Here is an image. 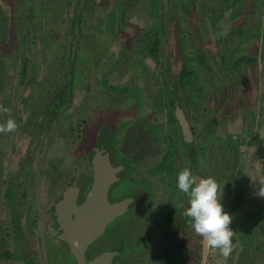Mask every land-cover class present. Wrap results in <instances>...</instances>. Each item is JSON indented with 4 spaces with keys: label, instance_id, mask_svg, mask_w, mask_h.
<instances>
[{
    "label": "rangeland",
    "instance_id": "1",
    "mask_svg": "<svg viewBox=\"0 0 264 264\" xmlns=\"http://www.w3.org/2000/svg\"><path fill=\"white\" fill-rule=\"evenodd\" d=\"M36 1L0 0L1 6L5 8V15H8L7 7L12 10L8 23L9 34L6 31H0L5 38V41H0V62L4 67L3 72H9L7 77L12 84L11 91L8 90V92L13 97L7 98L14 105L17 106L18 104L21 107V97L17 99L16 95L26 93L24 88H31L32 86L28 84L36 81L33 94L51 95L52 91L48 93L50 82L51 86L54 87L53 90L56 88L57 93H68L71 100L70 102H63L60 109L51 116L52 120L50 118L46 120L47 117L39 114L38 109L37 112L32 114L39 118L37 124L31 119V115L27 118L28 129H30L23 134L26 140H23V136H18L17 139L20 142L18 145H21V147L17 145L18 149L23 148L24 142H28V149L25 152L27 157L18 163L10 164L9 161H6L9 156L10 141L13 139L11 137L13 131L0 132V168H6V172L9 173H5L6 176H11L10 173L16 171L14 175L17 176L16 179L18 178V185L20 186L17 187V190L15 188L14 191L16 206L20 215V222L17 225H20L18 234L27 239L25 242L29 246L32 245L39 251L40 249L34 245L36 243L34 231L37 225L42 226L44 224L42 218L46 219V217L43 215V210L46 209L47 203L44 204L39 201L37 197L39 192L34 190L33 186L39 183L40 180L36 182L35 179L41 178V176H49L52 167L54 168V174L61 170L58 176H67L68 180L70 176H75V174L76 176L79 173L84 174V171L81 172L77 169L79 161H76V158L79 157L76 156V151L82 138L79 132L76 136L74 135L73 126L74 124L80 125L79 120L82 119L84 110L92 119L99 117L100 120H105L108 117V112L103 111L104 101L100 97L107 95L106 89L109 88L110 84L134 87L136 85L132 84L133 82L144 81L141 79H145V72L150 73L148 70L141 71L143 70L141 68L133 69L134 50L130 55H123L122 61L116 58L115 51L121 49V47L128 49L127 45L130 41L136 44L133 34L128 33V29L131 27L130 22H133L136 28H142L141 25L144 24V19H147V24H149L151 21L149 16L152 11L150 2L153 0H76L77 3L75 0H60V2L54 4L52 9L47 10L45 14L42 13L40 22L43 23V27L46 29V31L45 29L41 30L42 34L38 33L39 29L37 30L40 25L35 26ZM201 1L179 0L177 3L176 10L180 8L179 12L185 16L189 14L190 19L188 22L185 18L182 20V17L177 15L175 21H171L172 31H170V35L172 36L170 39L174 43L171 42L172 47L169 58L173 68L177 67L179 69L183 64L197 70V73L191 76L201 86V90L198 92L195 88H192L190 93L194 94L196 99L194 105L188 103L190 109L193 106L195 107L196 112H198L197 117L204 116L202 120L204 125H206L205 120L210 121L213 117L220 119V110L222 111L223 107L225 109L230 107L228 110H233L235 119L239 121L234 129L241 130V133L233 132L238 135L239 140L242 139L237 144L235 168V172L237 171L239 176L233 180L232 184V180L229 182L226 198L222 202V209L232 217L229 227L234 232L232 241V247H234L238 241L234 227L238 231L242 227L241 222L246 220L243 219L245 216H252L255 209L264 206V198L257 195L254 186L256 185L254 183L256 170H251L253 164H259V162L257 163L258 154L264 153V0H236V4L233 5L231 10L225 11L223 15L218 14L213 22L209 14H202ZM217 1L219 3L220 0H215V2ZM114 2L115 4H113ZM129 4H132V6ZM221 5L224 6V3H221ZM176 10H172L173 15H171V18L176 14ZM219 11L217 12L219 13ZM121 12L122 17L120 16ZM73 17H81L80 26L76 25ZM241 18L244 19V30L240 29L241 23L235 22V19L239 22ZM108 19L114 27L112 26L111 29L107 30ZM123 19H125L126 25L123 24ZM236 23L240 26L238 27V31H241L240 35L244 34L245 30L252 32V35L247 38L250 42H244V45L242 43L241 46H245L243 53L248 56L247 60L252 59L255 63L253 66H248L245 60L239 61L241 63L238 70L239 73H242V83L238 89L234 88L231 93V95L235 94V100L233 101L239 105L237 107V104H230L229 102L227 107L225 104L220 103V96L223 95V93L221 94V87L225 88V86L220 87L217 85L219 79L216 77L213 68L211 67L204 72L202 69L198 70L199 64L195 60L202 58L198 53H202L201 49L207 50L209 48V51L217 55L230 50L232 53L236 52V48L240 47H228L230 43L227 42V38L219 40L218 43H214L212 38L210 45H207L205 39L207 36H211L212 29L216 28L215 26H222V34L225 35L228 32L227 36L234 40L235 33L234 31L230 32V30L237 27ZM117 25L122 30L121 33L115 31ZM186 26L191 29L192 33L189 37L190 43L186 38L178 41L179 38H182L178 31ZM49 30L53 33L49 34ZM198 31L201 38L198 36ZM166 36H169L168 32ZM203 39L205 40L203 41ZM187 43H194V48H190ZM232 49L234 50L232 51ZM242 50H239L237 54H240ZM134 54L136 57L145 56L142 51ZM209 59L210 57H204L203 61L206 63ZM21 68L24 70L19 74ZM20 75L23 80H20ZM137 77L140 78L139 81H137ZM101 78H104L102 84ZM53 80L56 82H52ZM4 83H7V80ZM4 83L2 82V84ZM187 88H190V85L184 86V92ZM223 90L225 94V89ZM249 96L252 98H249ZM190 97H192L191 94ZM98 103H100L99 106ZM239 107L240 110L242 109L241 112L236 110ZM26 108H29L28 104L25 110ZM251 120L253 125L249 124ZM245 124L249 126V130L244 132ZM92 125L88 130V137L90 138L93 133ZM234 129L228 126L227 131L232 132ZM84 140L83 145L86 144L87 139ZM64 166H67V168L63 173L62 168ZM4 169L1 173L5 171ZM84 169L85 175H88L90 171L87 165ZM35 176L38 177L35 178ZM0 177L3 178L4 176L1 175ZM1 178L0 182L3 181ZM27 178H30L29 183ZM23 180L25 183H21ZM59 181L61 180L59 179ZM55 185L57 184L52 186ZM57 187H62V185H57ZM162 190L163 192L158 194V198L155 199L159 211H153L150 214L142 213L140 216L138 214L129 216L123 227L118 229L117 234L125 236V240L130 245L128 248L127 245L125 246V250L122 251L119 257L115 258L113 264H159L158 260H154V255L160 246L155 248L149 245L150 242L153 245L159 244L161 239L159 235L162 230L164 229L165 233L170 228L168 225H164L163 220L170 213L169 208L165 205L170 203L171 200L167 196L164 187ZM235 191H238V194H235ZM17 193L19 194L17 195ZM1 194L2 191L0 190V253L3 254L6 249L9 251L14 250L16 219L13 207L10 206L8 209L6 196ZM232 198H235L238 202L234 206L231 204L233 202ZM172 202H175L174 197H172ZM179 232L178 241H181L182 247L189 250L186 257L191 258L190 264H193V259L196 258L194 256L195 252L199 253L197 245L201 237L195 233L191 223L186 225L184 229H179ZM144 239L150 241L147 245L142 246L141 240ZM115 241V238L112 241L99 239L92 247L98 252L109 249ZM194 245H196L195 248ZM0 264H20V262H8L4 258L0 260ZM50 264L65 263H60L59 260L52 258ZM206 264L231 263L220 254L218 249L210 248ZM240 264H264V249L246 256L245 262Z\"/></svg>",
    "mask_w": 264,
    "mask_h": 264
},
{
    "label": "flooded vegetation",
    "instance_id": "2",
    "mask_svg": "<svg viewBox=\"0 0 264 264\" xmlns=\"http://www.w3.org/2000/svg\"><path fill=\"white\" fill-rule=\"evenodd\" d=\"M58 2H60V0L36 1L35 26L40 25L37 27V30L39 29V34H42L41 30L45 29L43 23L40 22L42 20V13L44 12L45 14L47 10L52 9L54 4ZM152 2H150L152 11L149 16V18H151L149 24H147V19H144L145 22L141 25L142 28H136L135 24L130 22L131 27L128 29V33L130 32L133 34V39H135L134 41L137 45L133 44V41H130L127 45L128 49L121 47V49H116L115 51V56L119 58L120 61H122L123 55H130L133 53V50L134 53L137 54L142 51L145 56L136 57L133 53V59L135 60L133 61V69L141 68L143 69L141 71L148 70L150 73L145 72V79H141L144 81L133 82L132 84L136 85L134 87H128L126 85L115 86L114 84H110L109 88L106 89L107 95L100 97L104 101L103 111L108 112V117L105 120H100L99 117L92 119L87 114V111L84 110L82 119L79 120V122H81L80 125L77 126V124H74L73 126L74 135L76 136L79 132L82 138L79 148L76 151V156H79L76 158V161H79L77 169L81 172L84 171V174L79 173L78 176L75 174V176H70L68 180V178H66L67 176H58L61 170L54 174V168L52 167L49 176H41V178L35 179L36 182L37 180L40 181L33 186V189L39 192L37 195L39 201L44 204L47 203L46 209L43 210V215H45L46 219L42 218L45 225H37L34 231L36 237V243L34 245L40 249V252L32 245L29 246L28 243L25 242L27 239L18 234V232H20V225H17L20 222V215L16 206V195L14 191L15 188L17 190V187L20 186L18 185V178L16 179L17 176L14 175L16 171L14 173L11 172V176H6V168H0V176H4L3 178L0 177L1 180L3 179V181L0 182V190L2 194L6 196L8 209L10 206L13 207L16 219V224L14 225V250L9 251L6 249L3 254L0 253V260L5 258L8 262L19 261L20 264H50V261L54 258L57 261L59 260L60 263L69 264L70 261V264H74L75 260L68 249L67 243L60 237L62 228L57 219L56 207L61 201L63 193L73 187L76 188L75 205H80L84 201L93 184L94 166L92 158L96 150H98L101 155L106 154L108 175L113 176L112 181L108 184L106 189L108 202L113 204L127 199L128 201L126 202L125 209L108 222L103 233L87 246L85 250L86 260L108 250L115 252L112 258L113 264L115 258L119 257L122 251L125 250V246L127 245L128 248L130 245L129 242L125 240V236H119L117 234L118 229L123 227L124 222L129 216L134 214L140 216L142 213L150 214L153 211H159L155 199L158 198V194L163 192L162 188L164 187L171 202L165 205V207L167 206L169 208L170 213L163 220V223L170 228L168 232L165 233V230H162L159 235L161 238L159 244L153 245L150 242L149 246H154L155 248L160 246L154 255V260H158L159 264H190V260L192 259L186 257L189 250L182 247L181 241H178V235H180L179 229H184L186 225L191 223V219L184 215V210L188 206V196L180 192L176 187V175L180 170L187 167L196 180L202 177L214 178L219 188L222 189L220 198L221 204L224 198H226V190L227 186L230 184L229 182L232 180V184L233 180L239 176L238 172H235V168L237 144H239L242 139L239 140L238 135L233 132L241 133V130L234 129L239 121L235 119L233 110H228L230 108L228 105L229 102L230 104H237V107L239 105L233 101L235 100V94L231 95L233 89H238L239 85L242 83V73H239L238 70L241 63L239 61L245 60L248 66H253L255 63L252 59L247 60L248 56L243 53L245 46H241L242 43V45H244V42H250L247 38L252 35V32L250 30H245L244 34L240 35L241 31H238V27L240 26L237 23H241L240 29L244 30L245 28L243 25L244 19L241 18L239 22L235 19L237 27L230 30V32L234 31L235 33L234 40L227 36L228 32L225 35L222 34V26H215L216 28L212 29L211 36L205 38L207 45H210L212 38L214 43H218L219 40L227 38V42L230 43L228 47L231 48L236 46L240 48H236L237 51L234 52L235 55L231 50L217 55L209 51V48L207 50L201 49L202 53L198 52L199 55L202 56L201 59L197 56L199 60H195V62L199 64L198 70L202 69L204 72L211 67L213 68L216 77L219 79L217 85L220 87L222 85L225 86V88L221 87V94L223 93V95L220 96V103L228 107V109L223 107L222 111L219 109L220 119L213 117L210 121L205 120L206 125H204L202 122L204 116L198 115L201 117H197L198 112H196L195 107L193 106L190 109L189 106V103L194 105V100L196 99L194 94L190 93L192 88H195L198 92L201 90V86L192 78V76L197 73V70H193L183 64L179 69L177 67L173 68L169 58L172 47L171 42L173 41L170 39L172 36L170 35V31H172L171 21H175V16L180 15L182 20L185 18V20L189 22L190 16L189 14L185 16L180 13V8L176 10V5L179 0H153ZM216 3H218V1L215 2V0H202L200 3L203 9L202 14H209L212 22L216 20L218 14L223 15L225 11L231 10L233 5L236 4V0H220L217 5ZM221 3H224V6H222ZM113 4H115V2ZM1 5L0 3V31H6L9 34L10 29L8 23L11 18L12 10L7 7L8 15H5V8ZM129 5L132 6V4ZM174 9L176 10V14L171 18V15H173L172 10ZM217 11H219V13ZM120 16H123L122 12ZM109 22H111L110 19H108L107 30L109 28L111 29L112 26L114 27V25ZM123 24L126 25L125 19H123ZM115 31H119V33L122 32L118 25ZM167 32L169 33L168 37L166 36ZM52 33L53 32L49 30V34ZM178 34L182 37L179 38L178 41L186 38L188 39V43H190L189 37H191L192 33L191 29H188V26L178 31ZM160 35L162 36V39L159 40L160 44L155 47L159 50V53L160 51L161 53L155 55L151 50L155 45L154 38ZM198 36L201 38L200 32ZM205 39H203V41ZM0 41H5L3 33H0ZM188 43L187 45L190 48H194V43ZM241 49L243 50L240 54H237ZM233 50L234 49H232V51ZM215 52L217 51L215 50ZM203 56L210 57V59L205 63L203 61ZM250 56L253 57L252 54H250ZM2 65L3 64L0 62V125H3L8 119L14 120L16 124V128L13 130L11 136L13 139L10 141L9 156L6 160L9 161L10 164H13L27 157L25 156V152L28 149V142H24L22 149H18L17 147L20 143L17 141L18 136H23V134L25 132L27 133L30 129H28L27 118L31 115V119L37 124L39 118L32 114L37 112L38 109L40 111L39 114L43 117H47L46 120H49V118L52 120L53 118L51 116L60 109L63 102H70L71 98H69L68 93H57L56 88L53 90L54 87L51 86L50 82V90H48V93L52 91L51 95H44V93L33 94L36 81H32L28 84L32 86L31 88H24V92L26 91V93L16 95L17 99L21 97L22 100V102L20 101L21 107L18 106V104L16 106L7 98L13 97V95H9L8 92V90L11 91L12 84L7 77L9 72H3L4 67ZM182 68L189 71V73L185 75L180 74ZM22 70L24 69L21 68L19 70V74L22 73ZM4 79L7 80V83H4ZM136 79L137 81L140 80L138 77ZM20 80H23L21 75ZM103 80L104 78H101V84ZM2 82L5 85L2 84ZM52 82L56 81L53 80ZM170 82L172 84L171 86ZM185 84L190 85V88H187L186 92H184L183 89L184 86H186ZM227 85H229V87H227ZM222 88L225 89V94ZM190 94L192 97H190ZM249 98L252 97L249 96ZM27 104L29 108L25 110ZM222 104L221 106H223ZM99 105L100 103H98V106ZM39 107L42 109L40 110ZM127 110L129 112H126ZM236 110L241 112L242 109L240 110L239 107ZM249 124L253 125L252 120ZM91 125L93 126V133L90 138L88 137V130ZM245 125L244 132L245 130H249V126L247 124ZM228 126L234 129V131H227ZM22 138L24 140L26 137L23 136ZM85 138L87 141L86 144L83 145ZM18 146L21 147V145ZM257 159V163L259 162V164H253V167H251V170H256V180L254 181L256 190L260 187L259 182L264 180V153L261 155L258 154ZM86 165L90 171L88 175H85L84 167ZM66 168L67 166L62 168L63 173ZM2 169L5 170L3 173H1ZM234 174L236 176H233ZM36 177L38 176H35V178ZM59 179L61 181H59ZM27 180L29 183L30 178H27ZM21 183H25V181L23 180ZM53 184L62 185V187H57V185L52 186ZM261 187H264V185H261ZM234 193L238 194V191ZM18 194L19 193H17V195ZM71 195L70 193V197ZM171 196L174 197L175 202H172ZM232 200L233 202H231V204H233V206L238 203L235 198H232ZM69 206L70 205L64 206L65 211H70ZM257 210L258 208L255 209V212ZM70 217H73L72 213H70ZM234 230L235 234L238 236V240L240 229L237 231L236 227H234ZM167 234L169 236L168 239ZM114 238L116 241L113 242V245L110 246L109 249L96 252L92 247L99 239L112 241ZM149 241L148 239L141 240L142 246L144 244L147 245ZM195 247L196 245H194V248ZM197 248L199 253L195 252L194 256L196 258L193 259V264H200L202 256V238ZM25 250H27V252H25ZM209 251L210 248L204 264L207 263ZM226 259L230 263L234 261L231 253Z\"/></svg>",
    "mask_w": 264,
    "mask_h": 264
},
{
    "label": "water",
    "instance_id": "3",
    "mask_svg": "<svg viewBox=\"0 0 264 264\" xmlns=\"http://www.w3.org/2000/svg\"><path fill=\"white\" fill-rule=\"evenodd\" d=\"M92 161L93 184L84 201L80 205H75L76 188L73 187L63 193L56 207L57 219L62 228L60 237L67 243L74 257V264H112L114 251H103L86 260L85 250L96 237L103 233L107 223L125 209L128 199L113 204L108 202L106 189L113 176L108 175L106 154L101 155L100 151L96 150ZM67 205H70V211H65L64 206ZM70 213L73 214L72 218ZM208 250L209 248H206L202 241L200 264L205 263Z\"/></svg>",
    "mask_w": 264,
    "mask_h": 264
},
{
    "label": "clouds",
    "instance_id": "4",
    "mask_svg": "<svg viewBox=\"0 0 264 264\" xmlns=\"http://www.w3.org/2000/svg\"><path fill=\"white\" fill-rule=\"evenodd\" d=\"M16 128L14 120L8 119L0 125V132H11ZM257 195L264 197V180L259 182ZM176 187L188 196L184 215L191 219L192 227L206 248L218 249L227 258L232 251L234 232L229 227L232 217L222 209L221 194L217 181L212 177L196 180L185 167L176 175Z\"/></svg>",
    "mask_w": 264,
    "mask_h": 264
},
{
    "label": "trees",
    "instance_id": "5",
    "mask_svg": "<svg viewBox=\"0 0 264 264\" xmlns=\"http://www.w3.org/2000/svg\"><path fill=\"white\" fill-rule=\"evenodd\" d=\"M1 14V10H0ZM73 20L76 25H81V17L74 18ZM162 39V36L154 38V48L151 50L155 55L160 54L159 50L156 49L157 45L160 44L159 40ZM156 46V47H155ZM161 56V55H160ZM159 60V58H158ZM189 71L184 68L181 69L180 74L185 75ZM170 82V86H171ZM253 216V217H252ZM252 216H245L243 219L245 221L241 222L242 227L240 229L239 241L232 248L231 255L234 258V261L231 264H240L245 262V257L250 254H255L257 251L264 249V207L258 208V210L253 212ZM242 218V217H241ZM248 219V220H247ZM251 219V221H250ZM237 230V229H236ZM231 258V257H230ZM242 261V262H241Z\"/></svg>",
    "mask_w": 264,
    "mask_h": 264
}]
</instances>
